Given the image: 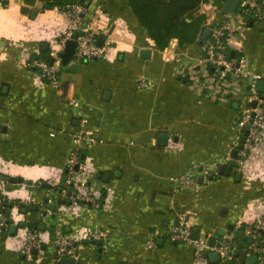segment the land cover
Returning <instances> with one entry per match:
<instances>
[{
  "label": "crops",
  "instance_id": "crops-1",
  "mask_svg": "<svg viewBox=\"0 0 264 264\" xmlns=\"http://www.w3.org/2000/svg\"><path fill=\"white\" fill-rule=\"evenodd\" d=\"M86 1L80 31L103 36L106 53L60 68L56 88L29 70L26 58L43 44L54 51L66 17L41 0H0V168L15 177L62 184L80 119L68 103L73 97L95 139L80 149L91 181L101 190L99 208L66 210L62 198L57 202L58 196L34 187L36 183L5 182L7 191L24 194L23 186L34 188L35 193L16 200L38 210L12 208L25 225L5 239L0 228V264H60L49 234L56 231L78 240L76 264H194L192 246L168 236L182 213L198 236H232L244 246L249 239L245 228L257 216L264 218V139L250 152L238 181L234 168L230 175L217 169L231 160L238 136L234 110L246 99L233 100L240 103L234 108V102L216 99L179 78L183 67L204 58L199 42L180 48L173 39L159 50L127 0ZM223 3L210 0L200 6L207 27L219 20ZM250 22L236 31L231 46L241 54L248 76L264 79V26ZM142 49L150 50L148 59L140 57ZM248 76L241 78L232 99L247 92ZM139 78L149 85L140 86ZM164 133L167 144L160 145L158 137ZM184 174L196 176L197 184H180ZM46 196L56 205L49 210L51 222L41 220L48 210ZM228 224L242 231V238L227 230ZM28 230L42 232L46 242L41 253L23 256L19 250ZM98 231L105 235L95 240ZM206 264L226 263L218 257Z\"/></svg>",
  "mask_w": 264,
  "mask_h": 264
},
{
  "label": "built area",
  "instance_id": "built-area-1",
  "mask_svg": "<svg viewBox=\"0 0 264 264\" xmlns=\"http://www.w3.org/2000/svg\"><path fill=\"white\" fill-rule=\"evenodd\" d=\"M210 0L206 3H209ZM1 4V2H0ZM67 19V24L62 33L57 38L58 50L51 52L54 60L53 64L46 61L28 56L26 66L28 69L36 71L38 77L45 82L59 87V78L56 76V66L60 63L59 53L65 48V44L70 39H75L76 48L73 61H87L102 58L106 53L104 45L106 39L101 46L97 45V38L93 32L80 31L82 25V17L87 12L88 7L83 3H71L62 7H57ZM248 21L262 24L264 26V0H239L236 8L232 13L222 14L219 20L210 26L211 29L209 39L203 44L204 58L198 60L194 64L183 67L179 72V76L187 78L191 85L198 89H207L210 95L216 99H225L226 96H233L238 90L241 78H246L248 72L245 70L242 58H236L228 55V49H232L231 42L236 31L246 25ZM76 36V38H74ZM233 50V49H232ZM255 79L253 75H250ZM248 76V77H249ZM140 86H148L149 82L143 78H139ZM251 95H246V100L240 107V114L235 122L238 136L236 138V146L240 144V138L243 135L245 124L254 113L253 121L249 127V134L242 149L238 150L237 158L234 160V170L242 174L245 163L250 152L261 143L264 139V94L257 92L253 86H249ZM255 101V107L251 106V102ZM69 105L78 110L79 125L74 135V148L70 152L67 161V180L68 189H62L61 207L66 210H74L76 206H91L95 209L100 207L101 190L90 179V168L86 161L80 155V147L82 144L94 143L95 139L85 127L84 118L80 111V102L77 98H70ZM78 165L75 170L74 166ZM205 175L208 170H203ZM216 173V170H215ZM2 183V181H0ZM52 186L60 184L56 182H48ZM179 183L183 185H196L197 177L184 174L180 176ZM8 198L5 194L3 185L0 184V205H8ZM41 209L42 206H40ZM12 214V213H11ZM51 216L49 210L42 213L41 220L47 221ZM10 217H14L10 215ZM7 216L0 212V228L7 229L5 223ZM249 237V246L247 247L246 257L254 256L256 264H264V240L261 233L264 234V218L257 219L252 225L245 228ZM193 228L189 224L187 214H180L178 222L168 229V236L172 242H184L190 244L193 248L194 264H206L208 261V252L216 251L219 259L226 264H246L237 257L238 241L234 237H222L218 239L212 247L208 244V237H193ZM105 232L98 231L93 235L95 240L104 237ZM52 241L54 244V257L57 261L61 258L69 257L78 259V240L72 236H68L60 231L53 233ZM262 242V246H259ZM152 246L153 244H148ZM42 232L38 230H28L25 234L24 242L19 250V254L23 256L33 255L32 251L36 249L38 253L43 251Z\"/></svg>",
  "mask_w": 264,
  "mask_h": 264
},
{
  "label": "trees",
  "instance_id": "trees-1",
  "mask_svg": "<svg viewBox=\"0 0 264 264\" xmlns=\"http://www.w3.org/2000/svg\"><path fill=\"white\" fill-rule=\"evenodd\" d=\"M44 1L48 8L62 7L71 3H83L88 7L86 0H41ZM209 0H127L128 6L132 14L146 30L148 37L154 42L159 50H164L168 47L171 40L176 39L178 47L184 48L185 46L194 44L200 41L202 32L205 30L207 17L204 13L200 12V6ZM98 39V37L96 36ZM209 39V36L203 41L202 45ZM228 55L240 58L241 54L228 49ZM31 59L36 58L46 61L50 64L52 59L51 51L49 48L40 49L38 53L33 54ZM62 68V66H61ZM58 76V73L56 74ZM186 83H190L187 78L179 77ZM48 83L47 80H45ZM249 89V87H248ZM248 91V90H247ZM247 93V92H246ZM228 101L234 102L231 95L226 96ZM240 104L238 101H235ZM80 150V155L82 156ZM83 158V157H82ZM42 184V183H41ZM65 185L64 182H62ZM59 188H62V186ZM41 189H45L40 185ZM63 189V188H62ZM68 189V187H67ZM101 201V199H100ZM8 205H0V212L4 215L7 214ZM33 228V225H28ZM193 237H197L195 229L192 233ZM264 240V234L261 233ZM250 240L247 238L243 247H239L237 257L246 261V246ZM262 246V242L258 244Z\"/></svg>",
  "mask_w": 264,
  "mask_h": 264
},
{
  "label": "water",
  "instance_id": "water-1",
  "mask_svg": "<svg viewBox=\"0 0 264 264\" xmlns=\"http://www.w3.org/2000/svg\"><path fill=\"white\" fill-rule=\"evenodd\" d=\"M223 5H222V8H221V13L222 14H229V13H232L234 11V9L236 8L239 0H223ZM250 24H252V22H250ZM210 31L211 29L209 27H206L205 30L202 32V35L200 37V41L199 43L202 44L203 41L206 39V37L210 34ZM74 38H76V36H74ZM104 42V37L103 36H100L98 37L97 39V45L101 46ZM75 48H76V41L75 39H70L66 42L65 44V48L62 52L59 53V57H60V64L62 67H67L71 64V62L73 61V57H74V54H75ZM42 49H47V45L46 44H43L42 45ZM149 55H150V50H147V49H142L140 51V57L143 58V59H148L149 58ZM54 60L53 58L51 59L50 61V64H53ZM75 67H72V69H74ZM248 85L251 87L253 86L254 89L259 92V93H262L264 94V79H255L254 77L252 76H249L248 77ZM247 94L250 96L251 95V90H248L247 91ZM256 103L255 101H252L251 102V106L252 107H255ZM233 107L234 108H237L238 107V103L237 102H234L233 103ZM253 117H254V113H252L251 115V118L249 119V121L245 124V128L243 130V135L242 137L240 138V144L238 145L237 148H234L231 153H230V158L231 160L228 162V164L226 166L224 165H221L218 167L217 169V173L220 174V175H230L233 168H234V160L237 158V153H238V150L239 149H242L243 148V145L246 141V137L247 135L249 134V127H250V124L252 123L253 121ZM238 119V118H237ZM167 138H168V135L167 134H160L159 137H158V142L160 145H166L167 144ZM78 168V165H75L74 166V169L76 170ZM108 174H105L104 176V180L108 177L107 176ZM234 176H235V179L236 181H238L241 177V174L239 172H234ZM202 178L199 179V181H201ZM213 179V176H210V180ZM67 180V176L63 179L64 182H66ZM0 181L2 182H9V183H22V184H25V185H28L30 183V180L28 179H24L22 177H15V176H10V175H6V174H1L0 173ZM42 187L49 190V191H52L53 193H58V198H57V202H60V194L62 192V188H59L58 186H52L51 184H49L48 182H43L42 184ZM38 189H41L40 186H37ZM43 202L44 203H47V207H48V210L50 211H53L55 209V203H49V197H44L43 198ZM17 206H20L21 209V213H25L27 211H37L38 210V207L35 206L33 203H24V202H20V203H17ZM17 206H15L14 204H9V208L7 209V218L5 220V223L8 225V228L5 230L3 229V232L1 233V237L2 238H6L7 235H13L16 233L17 231V228L18 227H23L25 225L24 221L21 220L19 222H17L16 220H14V217H10V215H12V208H16L17 209ZM20 216V215H19ZM41 228H44V226L41 225ZM227 230H230V231H233L235 228H234V225L232 224H228L227 227H226ZM225 232V229H219L218 230V233L219 234H224ZM235 232V237L240 239L242 238V235H243V232L240 231V230H234ZM217 241V237L216 236H211L208 238V244L210 246H214L215 243ZM98 245L101 244V242H97ZM239 246H243V242H240L239 243ZM42 249H44V246L42 247ZM32 253L34 254H37L38 251L36 249H34L32 251ZM208 258L209 260L211 261H215V260H218V254L216 251H211L209 254H208ZM60 264H76V260L74 258H69V257H64V258H61L59 261H58ZM247 264H256V258L254 256H251V257H248L247 258Z\"/></svg>",
  "mask_w": 264,
  "mask_h": 264
},
{
  "label": "rangeland",
  "instance_id": "rangeland-1",
  "mask_svg": "<svg viewBox=\"0 0 264 264\" xmlns=\"http://www.w3.org/2000/svg\"><path fill=\"white\" fill-rule=\"evenodd\" d=\"M259 27H263V25L262 24H257ZM56 46V47H55ZM55 46L53 47L54 48V51H57L58 50V44H57V41H56V44H55ZM32 55H30L29 57H31ZM75 62H78V63H81V62H83V61H72L71 62V64L72 65H74V63ZM70 64V65H71ZM69 65V66H70ZM68 66V67H69ZM61 68V66L59 67V68H57V71H62V69H60ZM62 68H65V67H62ZM29 70H32V69H29ZM35 73H36V71H34ZM244 99H246V91L244 92V90L236 97H234V99H232V100H241V101H243ZM229 103H231V101H229ZM234 112L235 113H237V115L239 116V114H240V110H238V109H235L234 110ZM74 114H76V112L74 113ZM4 168L1 166V168H0V172H3V173H5L6 175H10V176H12V174L10 173V172H6V171H4L3 170ZM10 171L11 172H13V169L11 170L10 169ZM27 179V178H26ZM29 180V179H28ZM30 182H32V183H36V185L34 186V187H36L37 188V186H40L41 185V181L39 180V181H36V180H30ZM7 184L9 183V182H6ZM6 183L5 182H2V183H0L1 185H6ZM31 183V184H32ZM60 185H61V183H60ZM7 186V185H6ZM65 186H67V185H65ZM64 186V187H65ZM23 188L25 189V190H27L26 192H24V194H23V191H17V189H15V190H13V191H7L5 188H4V191H5V194H6V196L8 197V200H7V202H12V204H14L15 206H17V203L19 202L18 200H16L17 199V197L20 195H22V197L23 196H25V195H27L28 194V196H30V193L29 192H32V193H35V191L31 188V190H28V189H26L27 187H24L23 186ZM65 189V188H64ZM42 191H46L47 193L49 192V193H53L52 191H49V190H47V189H41ZM58 195V193H54V197H56ZM11 198V199H10ZM15 198V199H14ZM260 218H262L261 216H257L256 217V219L255 220H257V219H260ZM52 219H54V218H49V219H47V221H50L51 222V220ZM14 220H16L17 222H19V221H21V220H23L19 215H15L14 214ZM254 220V221H255ZM254 221L253 222H251V223H254ZM51 236H53V232H51V233H49ZM201 236V235H200ZM43 239V238H42ZM43 242L45 243L46 242V239L44 238L43 239Z\"/></svg>",
  "mask_w": 264,
  "mask_h": 264
}]
</instances>
